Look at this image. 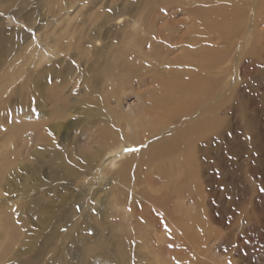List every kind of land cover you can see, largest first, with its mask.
Segmentation results:
<instances>
[{"label":"rangeland","instance_id":"1","mask_svg":"<svg viewBox=\"0 0 264 264\" xmlns=\"http://www.w3.org/2000/svg\"><path fill=\"white\" fill-rule=\"evenodd\" d=\"M190 2L191 0H24L16 4L13 0H0V58L3 57L2 45H7L11 51V55L7 57L9 61L0 70V90L3 89V73L12 67L19 71L18 65L20 70L27 74L31 98L36 97L35 100L39 101L31 111V121L45 122V130L49 126L55 128V124H61L57 134L50 131L51 134L47 130L48 135L55 141V147L60 152L67 150V153L73 156L74 147L85 148L89 146L91 139L94 143L96 138L94 135L97 121L94 117L95 111L88 106L89 101L111 95L110 93H119L122 89V92H125L122 100L124 111H133L134 118L143 113L142 108L139 110L141 100L132 94L131 90L145 94L153 85H131L129 80L126 84L125 81L124 85L114 83L112 79L102 81L97 71L104 56L114 60L117 51L126 45L124 42H127V38H131L128 37L130 34L139 31L137 39H146L144 43L149 44L143 48L145 56H136L134 60L133 56H129L125 59L128 69L138 72L134 80L144 76L146 80L151 79V69L147 65L155 69L156 73L170 71L168 64L163 62H173L184 50L156 53L153 49L154 46L162 45L168 33H172V44L181 47L185 46L188 40L196 39L197 44L192 53L202 52L204 49V53L210 56L213 49L215 53L207 60H222L217 75L208 74L218 79L220 87L217 90L219 110L216 115L212 111L209 112L210 116L208 114V119L215 117L217 122L211 125L208 120L205 121L208 129L206 136L203 137L202 129L197 130L193 134L194 137L186 135L181 141V146L173 153V158L179 161V166L174 165L172 161L167 167L173 175V178L168 179L169 183H160L155 178L147 180V172L140 164L136 173L135 169L130 173L133 176L131 188L138 184L139 189L135 192L147 193L145 198L142 195L144 199L140 202L145 199L152 200L155 207L152 211L157 212L155 217H159L158 220L168 226L166 229L160 227L156 230V235L151 241L154 247L139 245L142 243L138 240L140 230L148 231L144 221L139 225H130L137 215L143 219L142 214L146 210L142 211V205L134 213L132 210H124L128 217L117 211L114 208L111 185L120 184L124 180V177H119L118 174L127 162L131 160L129 170L133 164H137L139 158L147 162L148 154L139 156L138 159H135V156L146 151L155 140H162V136L164 140L168 135L165 136V133H172L173 138L174 134L177 135L186 129V124L164 128L158 136L146 137L149 140L144 142L143 138L133 141L130 137L127 141V132L120 129L111 135L112 141L95 142L91 145L94 146H90L93 154L96 151L108 150L112 142L114 144L122 140L129 143L115 158L128 155L130 160L125 159L124 165L121 162L114 169H108L112 158L106 155L103 159H95L94 167L85 177L83 175L77 179L64 180L63 174L55 166H46L45 170L29 178L26 185L31 187L32 191H28L31 200L37 197L39 190L52 188L50 181L54 176H59V186L68 190L69 201L60 212L66 211L67 221L76 213L77 216L68 223H60L59 232L62 234L71 231L78 215H93L94 205L100 214H106L104 218H99L98 215V218H95L99 220L97 229H100V223L105 219L108 229L104 230L110 239L115 241L112 247L101 250L110 263L116 260L114 264H264V0H202L204 10L217 13L219 9L226 7L231 16L226 20L222 19V26L217 24L207 27L204 24L202 27L206 32L203 31L201 35L197 29L190 30L189 25L184 23L190 19V15L183 14L186 9L184 6ZM163 11L165 13L160 15ZM142 15H145L144 19L151 25L154 19L157 31L162 32L160 35L164 37L151 39L147 32L144 33L142 28L140 29V25H135V20L140 19ZM108 18L111 21H107ZM150 27L149 25L148 28ZM83 33L87 36L83 39L84 42L80 43L77 34ZM78 46L86 48L88 54L78 56ZM39 50L47 53L43 61L37 59ZM198 61L191 62H195L193 66L198 67ZM154 76L156 77L155 74ZM95 89L97 92H92ZM212 105L213 101L207 99L201 109L212 108ZM114 106L115 103H112L111 107ZM150 115L146 117L147 122L152 118ZM102 116L107 119V114ZM107 123L109 126L112 124L109 120ZM146 126L152 129L151 126ZM215 135H219L218 139L214 144L209 143ZM135 142L139 144H134ZM31 161L34 163L33 156ZM101 171L104 173L99 177L98 173ZM38 180L43 181L45 187L37 185ZM15 183L19 187L18 192H21L23 182L17 179ZM88 191L90 193L87 197ZM93 192L100 198L97 203H93ZM77 195H82L81 199L76 200ZM10 196L4 197L10 199L9 203L18 200ZM184 196L188 197L186 204L191 208L180 211V207L185 203L182 200ZM56 200L57 197L52 194L46 199L51 206L59 207ZM20 202L22 206L26 205V201L20 199ZM127 207L132 208L130 205ZM27 209L26 214L23 213L26 216L32 211L29 206ZM60 212H57V215H60ZM168 214H171L172 219L177 218L175 229L173 221L171 224L168 222ZM30 216L34 217V214ZM14 218L16 221L22 219L18 215ZM191 218H198L200 226L188 235H182L179 232L180 227H188ZM0 222V231H3L8 220L1 217ZM36 223L34 220V224ZM136 226L141 227L136 234L139 242H136V236L130 231ZM87 230L89 233L85 243L74 245V249H71V246L60 251V255L74 256L77 261L71 264H81L86 259L92 264H97L90 259L97 258L100 254L93 243L102 242L100 236L103 235L98 231L93 235L95 232ZM168 232L170 250L161 245ZM36 233L35 236L34 233L30 234V238L31 235L35 237V246L40 251L33 252L31 257L35 262L41 263L45 258L49 262L51 259H47L44 247L39 245L45 234ZM26 236L29 234H22L17 242L15 241V250L26 249ZM183 236H187V239L183 240ZM42 237L43 239H40ZM121 237L124 242L117 241ZM4 239L0 234V251L5 249L2 244ZM142 240L147 242L146 238Z\"/></svg>","mask_w":264,"mask_h":264},{"label":"bare ground","instance_id":"2","mask_svg":"<svg viewBox=\"0 0 264 264\" xmlns=\"http://www.w3.org/2000/svg\"><path fill=\"white\" fill-rule=\"evenodd\" d=\"M23 1L24 0H13V2H15L16 4L22 3ZM184 7L186 9L183 14L187 16L190 15V19L184 23H187L189 25L190 30L197 29V32L200 35L203 34V31H205L202 27L204 26V24L207 25V27H214L217 24H220L222 26V19L226 20L231 16L230 11L226 7H222L217 13H213L210 10H204L202 8V0H191V2ZM233 9L234 8H232V10ZM163 13L165 12L163 11L159 14L163 15ZM194 16H196L197 19ZM109 18L107 19V21H111L109 20ZM144 18L145 15L140 16V19L135 20V25H140V29L142 28L141 30L144 31V33L147 32V34H149L148 36L151 39H160L164 37L160 35L162 34V32L157 31V27L154 25V19L152 22L153 24L151 25ZM149 25L151 26L150 28H148ZM123 28L125 29V26ZM77 35H79L77 37L80 39V43L84 42L83 39L87 36L84 33ZM138 35L139 31H135L128 36L131 38H127V42H124L126 45H124L123 49L117 51L114 57L115 61L108 56H104L103 58L101 57L102 64L97 71L100 73L102 81L112 79L111 81H113L114 83L119 82V85H124V82L126 81V84L129 80L131 85H153V88L151 90H147L145 94L139 93L138 91L134 92L135 90H131V93L141 100L142 105L140 106L139 110L142 108L143 113L134 118L133 111H131L130 113L124 111L122 107V100H124L125 92H122V89L119 93L113 95L112 93H110L111 95H104L102 98H99L95 101H89L88 106L90 107V109H93L95 111L94 117L97 121L96 133L94 135V137L96 138L94 139V143L91 139L88 142L89 146L85 148L80 149L74 147V156L67 153V150L65 148V152H60L55 147V141H53L52 138L48 135L47 130H49V132L51 131L52 133L57 134L56 132L61 129V124H55V128H51V126H49L47 127L48 129L45 130V122L40 120H38V122H35V120L31 121V111L36 105L39 104V101L35 100L36 97L31 98V87L27 83V74L24 73V71H21L18 65L17 68L19 69V71L15 70L12 67L9 71H5L3 73V89L0 90V100L2 102L0 103V201H2L0 203V218H7L8 223L5 225V227H3V231H0V234L5 237L4 241L2 242L5 249L0 251V264H71L74 261H77L74 260V256L70 257L67 254L60 255V251L69 249L68 247L71 246L73 247L71 249H74V245L82 244L83 242L85 243L87 241V235L89 233L87 229H90L91 232H95L92 233L93 235L97 233L96 231L103 235V237L100 236L102 242L93 243V246L96 247V251L100 253L98 255L99 257L90 258L93 259V263L114 264L116 262L115 260L113 263H110L108 257L101 252L103 248L110 246L112 247L115 243L114 240L110 239V237L106 233L107 231L105 232V230L108 229V224L106 223L105 219H101L102 223H100L101 226L99 225L100 229H97L99 220L96 218H98V216L99 218H104V215L106 214H100L96 206L94 205V209H92L93 215H78V218L75 221L73 228H71V231L67 232L66 234H62L61 232H59V225L60 223L67 221V219L65 214L66 211L63 213L60 211L61 208H63L64 205L69 201L70 195L68 194L67 189H63L59 186V176H54L50 181L54 190H52V188L41 191L38 189L39 192L36 195L37 197L35 199L32 198L33 200H31V197L28 194V191L31 187L28 188L26 184L28 183L29 178L32 175L42 172L43 170H45L46 166H50L49 168L55 166L57 170L63 174L64 180H73V178L77 179L78 176L84 175L83 177H85L88 172L94 167V162L97 157H102L103 159L106 155L111 156L112 160L108 164V169H114L118 167L121 162L124 165L125 159L126 161L130 160V158H128V155H124L123 158L119 159H116L115 157L118 152L121 151L120 153H122V150H124V148H126L127 144L129 143H125V141L123 142L122 140L117 141L114 144L112 142V145L109 148L110 150L106 149L104 152L96 151L93 154L92 148H90V146L94 145L95 142L98 143L102 141H112L110 139L111 135L120 131V129L127 132V141L130 137L133 141H138L143 138L144 142L149 140L146 137L153 135L158 136L159 133L163 132L164 128L168 129L169 126L171 127L175 124L187 125L184 131L178 132L177 135L174 134L173 138H171L172 133H165V136L167 134L168 135L164 140L162 136V140H155L154 143L150 144V147H148L146 151L140 152V155H138L137 157L135 156V159H138L139 156L141 157L148 154L149 158H147V162L143 160L141 161L139 158L137 164L135 163L136 168L134 167L135 164H133L130 170L129 166L131 160L130 162H127L124 169H120V172L118 174L119 177H124V180L120 184L117 183L111 185V192L113 193L114 198V208H116L117 211L124 213V216L128 217L124 210H127L128 212H131L130 210H132V212L134 213L141 205L142 211L146 210V212L142 214L143 219L140 215H137L134 219V222H131L130 224L139 225L140 223H143V221L146 224V227L148 229L147 232H142L140 230V226H136V228L132 227L130 229L133 235L136 236V242L138 240L142 242L139 243L141 247L148 245L154 247V244L151 241L156 235V230L158 231L160 227H163L164 229L168 227L167 225H163L164 222L158 220V216V218L155 217L157 212L155 213L154 211H152L154 207L152 200L145 199L144 202H140L142 201L143 197L145 198V195H147V193L141 194V191L140 193H136V189H139L138 184H135L134 188H131L133 176H131L130 173H132L134 169V173H136L140 164L141 167L143 166V169H145L147 172V180L155 178L160 183L164 181H166V183H169L168 179L173 178V175L172 173H170V170H168L167 167L172 164V161L174 165L179 166V161L173 158V153L177 151L179 146H181V141L186 137V135L194 137L193 134H195L197 130L200 131L203 129V137L206 136V132L208 131V129H206V120H208L211 125H214L217 122L215 117H211V119L208 118L210 116L209 112L212 111L213 114L216 115L219 110L220 102L217 90L220 87L218 79L209 76L208 74L210 73L211 75L216 76L217 70L220 68L222 60H207V58L212 57L213 53H215L213 49H211L212 51H210V56H208L207 53H204V49L202 50V52L192 53L194 47L197 44L196 39H190L187 41L188 43L185 46L178 47V45L172 44L170 42L172 33H168L165 36L166 39L162 41V45L158 47L154 46L153 49L156 53H173L175 50H184L177 57V59H175L177 61L174 60L173 62H163V64H168V68L170 69V71L168 73H156L155 69L147 65L151 69V79L146 80V76H144V78L134 80V77L138 75V72H132L130 69H128V62H126L125 59H127V57L129 56L134 57L132 60H134L136 56H145L146 54L143 51V48L149 46L148 43H144L146 39H137ZM40 48L42 47H38V49ZM2 49L3 50L1 52H3V57L0 58V70L2 69V66L5 67V64H7V61H9V58L7 57L11 55V51L7 48V45H2ZM77 51V55L80 57L88 54L86 48L81 46L77 47ZM38 54L40 55L37 59H40L41 61H43L47 56V53L41 50H39ZM199 59H201L202 61H198ZM194 60L198 61L197 66L199 68L193 66L195 62L191 61ZM139 61H141V59H139ZM24 64L25 63H23V66H25ZM154 74L156 75V77L154 76ZM29 80L33 82V79ZM92 92L97 91L95 89ZM32 93H34L33 90ZM207 99L213 101L212 108L208 107L206 109H201V107L204 105L205 100ZM112 103H115L114 107H111ZM104 113L107 114V119L103 118L102 115ZM148 114H151L150 116H152V118L147 122L146 117ZM107 120L111 121V126L108 125ZM146 124L148 126H151L152 129L147 127ZM132 135L133 137H131ZM218 137L219 135L212 136V138L208 142H213L214 144ZM134 144H139V142H135ZM31 156H33V161L37 165L32 163ZM101 173L104 172L101 171L100 173H98L99 177L101 176ZM94 176L96 177L97 174H94ZM17 179H20L23 182L21 192H18L19 187L15 183ZM37 185H39L40 187H45V184L41 180L37 181ZM79 188H81V186ZM34 190L36 191L37 189L35 188ZM95 192H93L92 194L94 196V198L92 197L94 199L93 203H97V200H100V198L97 196V193ZM14 193H17V195H13ZM89 193L90 191L87 192V197ZM51 194L57 197L56 201H58L57 203L59 204V207H53L48 204L49 202L46 201V199ZM5 195H12L14 198H18L19 202H17V200L16 202L9 203L8 201L10 199H5ZM29 197L30 200H28ZM81 197L82 195H77L76 200L81 199ZM20 199L23 200V202L26 201V205L22 206ZM129 199H131L130 203ZM182 200H184L185 203H183L180 207V211H186L187 209L191 208L190 205L186 204L188 197L184 196V198L182 197ZM128 205H130L132 208L130 209L129 207H127ZM28 206L29 209L32 210L29 212V214H34V217L28 214L27 216L23 214H26ZM57 212H60V215H57ZM16 215L20 216L22 219L20 221H16V219L14 218ZM75 216H77V213L75 214ZM75 216L72 215L69 221ZM168 219L169 224H171V221H173L172 223L175 229L177 218L174 217V219H172L171 214H168ZM179 219L180 217H178V220ZM34 220L37 221L36 224H34ZM69 221H67L66 223H68ZM188 223V227H180L179 232L182 235H188L201 224L198 218H191ZM102 224H104V226ZM139 230L140 233L137 240L136 234ZM20 232H23L22 234H29V236H26L27 239L25 240V242H27V247L25 246L26 249L24 250H15L13 244L15 243V241L17 242L19 237H21L22 234ZM31 232L34 233V236L35 234H37L36 232L45 234V237L43 236L44 239L43 237L40 238L43 239V241H41L42 243L39 245H41V247H44V251H46L47 255L45 256L48 260L51 259V261L47 262L45 258L44 261L40 263L39 261L35 262L34 259H32L31 256H33V252H39L40 250L35 246V237L31 235L32 238H30V234H32ZM168 234L169 232L166 234V237L162 239L161 245L167 250H170L171 243L169 241ZM127 235H129V231ZM37 237L39 238V236ZM123 237H126L125 234ZM121 238H119V240L117 241L124 242V238ZM143 238H146L147 242L143 241ZM184 239H187V236H183V240ZM84 245L89 246L90 244ZM57 251L59 253H57ZM90 262L91 261L86 259L83 260L81 264H92Z\"/></svg>","mask_w":264,"mask_h":264}]
</instances>
